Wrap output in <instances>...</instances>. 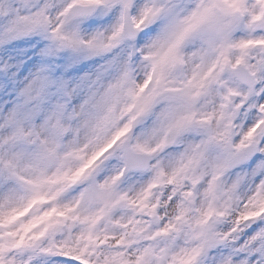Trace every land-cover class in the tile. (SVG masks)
<instances>
[{"label":"snow or ice","instance_id":"snow-or-ice-1","mask_svg":"<svg viewBox=\"0 0 264 264\" xmlns=\"http://www.w3.org/2000/svg\"><path fill=\"white\" fill-rule=\"evenodd\" d=\"M0 264H264V0H0Z\"/></svg>","mask_w":264,"mask_h":264}]
</instances>
